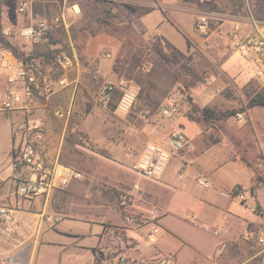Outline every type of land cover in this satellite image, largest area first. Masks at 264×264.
I'll return each mask as SVG.
<instances>
[{
	"label": "rangeland",
	"instance_id": "obj_1",
	"mask_svg": "<svg viewBox=\"0 0 264 264\" xmlns=\"http://www.w3.org/2000/svg\"><path fill=\"white\" fill-rule=\"evenodd\" d=\"M102 1L71 0L79 3L83 15L71 20L69 31L60 28L38 43L16 36L11 38L27 46H35L39 53L43 54L37 57L36 61L40 73L48 81H55L61 75L53 58L58 48L73 45L78 63L68 74L69 85L59 92L49 98L36 95L27 102V107L21 109L0 111V154H10L13 145L34 137L35 131L32 126L39 125L44 132L43 141L40 143L42 156L50 161L59 158L62 163L85 173L84 180L74 181L68 187L75 185L79 190H83L79 193L90 202L115 207L122 219L129 216L135 220L134 215L137 213L128 209L138 196L137 198L145 202L150 209L147 210L146 220L150 222L151 209L155 206L139 195L141 189L139 193H135L127 208L120 204L121 194L129 190L132 184L138 183L141 187L142 184L151 182L130 171L128 150L130 148L140 150L155 133L168 136L176 129L177 118H188L192 112L189 98L195 102L194 96L206 87H213V101L209 106L219 110L245 108L250 93L258 92L264 87V82L258 81L252 75L244 80L234 79L239 75L253 74L254 63L234 52L222 64L225 56H222L223 53L217 44L211 39H205L211 30L218 28L221 21L211 20L209 32L200 35L201 38L197 41L168 20L163 11L176 7L185 8L187 11L200 9L201 13L204 12L202 15L209 12L205 10L237 12L245 17L253 16L264 21V0H205L203 3L197 0H104L106 1L104 3ZM32 2V7L39 14L36 18L57 14L63 5L62 0ZM43 2H46V6ZM113 3L115 7L111 15L109 17L104 15L102 12L104 6L107 4L112 6ZM8 4L10 22H15L18 15L17 11H14V6L17 9L18 5L12 2ZM128 5L135 6L137 12H133ZM152 10L156 11L147 17V27L149 29L157 27L160 34L148 33L142 22V16ZM21 17L23 18L21 24H12L10 27L16 28L28 22L27 14ZM5 25L6 23L0 24V28H4ZM187 30L189 31V28ZM219 31L217 41L226 52L227 49L231 51L227 37L230 30L220 28ZM166 41L177 46L185 55L193 53L191 64L205 78L194 89H188L186 86V81L190 78L178 67L176 60L168 61L163 58V54L170 55L172 51ZM203 42H206V45ZM191 44L197 47L194 51H191ZM106 57H112L110 65L113 63L111 71L114 75L110 77L127 78L139 88L138 102L127 115L115 113L113 104L105 105L101 101V90L107 79L102 59ZM145 66L150 67V70L145 69ZM220 67L227 76L234 79L232 85L216 84L212 76H220ZM209 79L214 82L209 83ZM219 79L224 80V77L220 76ZM164 102L178 105L179 114L173 117L162 116L159 108ZM58 107L63 109V117L56 114ZM146 111L149 113L144 117ZM193 115L196 116L195 113ZM196 122L200 124L202 131H199L194 140L195 149L192 153L215 154L210 157L206 166L209 169H216L217 165L221 164L215 173L222 186L221 190H231L233 183H245L250 184L251 189L262 187L261 196H264V107L246 109L240 116L236 114L214 123ZM12 124H16L13 126V142ZM228 154H231L235 161L229 160ZM248 194L249 199L245 205L249 207L253 204L254 198L250 192ZM222 198L227 202L232 199ZM233 202L235 207L240 204L235 200ZM172 208L177 209L173 206ZM191 208L195 209L194 206L188 209ZM262 210V206L256 201V211L259 213ZM199 212L204 220L194 225L190 222L194 220L192 213L188 215L183 212L179 214L180 216L177 213H169L166 220L176 231L190 236L201 235V238L211 243L225 241L223 239L225 234L239 239L247 233L245 225L237 221L231 220L225 226L221 221L224 214L217 208L203 207ZM213 218L217 220L216 224H212ZM152 222L145 228L147 231L155 226L156 222ZM215 226L219 230L218 235L214 234ZM108 227L118 226L109 224ZM256 231L257 234L264 233L263 215ZM122 251L120 248L113 253V257ZM249 252L256 253L257 257L248 264H264V252L255 241L250 244Z\"/></svg>",
	"mask_w": 264,
	"mask_h": 264
},
{
	"label": "crops",
	"instance_id": "obj_2",
	"mask_svg": "<svg viewBox=\"0 0 264 264\" xmlns=\"http://www.w3.org/2000/svg\"><path fill=\"white\" fill-rule=\"evenodd\" d=\"M19 1L0 0V24L6 23L3 27L21 24L23 18L18 12V8L16 9L14 6V11H17L18 15L15 17V22H10L8 10V2L18 5ZM43 3L46 6V2ZM155 11H148L142 16V22L148 33L158 32L157 27L154 29L147 27L146 19ZM205 11L211 12L212 10ZM163 12L168 20L184 30L188 36L194 37L193 39L197 41L200 40L202 34L195 31L194 24L195 18L204 12L201 13L202 11L196 8L187 11L185 8L176 7ZM38 15V12L32 7V11L27 15L28 21L29 18L35 19ZM247 18L234 12L230 14L229 18L219 20L221 22L218 28L207 34L205 39L214 41L223 53L222 56H225L222 64L235 51L231 48L230 43L231 51L227 49L226 52L222 49L221 44L217 41L219 29L227 28V31L236 30L240 33L251 32L252 25ZM158 34L160 33L158 32ZM10 41L27 54L34 51L39 53L35 46H27L12 39ZM203 44L206 45V42ZM191 47V51L197 48L193 44ZM41 56L43 55L41 54ZM249 61L253 62L255 66L253 74L239 75L234 79L244 80L250 75L255 78L257 65L255 61ZM111 62L112 57L102 59L106 78L114 75L111 71L113 64L110 65ZM14 69V61L10 60L8 63L0 60L1 84ZM220 76H223L224 80L220 81ZM220 76H212L217 85H232L231 82L234 79L227 76L221 67ZM212 91L213 87L211 86L200 92L197 91L198 93L196 92L197 94L194 96L195 103L202 107L210 105L213 101ZM176 121L178 123L176 129L181 128L190 142L195 145L194 140L199 131H202L200 124L187 117H179ZM15 125L12 124V142L13 126ZM166 137L167 135L155 133L149 141H161ZM214 155L193 154L191 151H185L171 159L160 180L142 184L141 192L138 193L155 206L151 209V216H158L155 222L160 227V231L156 234L158 236H154L150 234L151 230L145 229L152 221L154 222L151 218L150 222H146L147 212L150 209L145 202L137 198L138 196L135 197L128 209L130 212L137 213L134 215L135 220L129 222L122 219L120 212L115 207L103 205L105 203L90 202L87 197L79 193L83 190H79L75 185L57 189L47 196L24 197L15 194V183L12 180L10 168L11 154H0V175L4 178V183L0 188V205L10 208L13 214V219L9 222L0 219V264H121L118 260L121 255L129 257L128 264H154L156 260L168 256L172 258V264H248L257 256L256 253L249 252V246L255 240H248L245 237L249 233L257 234L256 229L261 223L262 215L264 216V196H261L263 188L259 186L251 189L254 201L249 207L245 205L248 200L240 203L237 207L233 206L235 199L232 197L231 201L227 202L222 197L229 198L230 196L222 193L225 191L221 190L220 181L215 176L217 168L221 164L219 163L216 169H209L206 166L207 161ZM228 155L229 160L235 161L231 154ZM180 171H183L182 178H178ZM198 171H206L212 175L210 176L214 181L213 188L203 189L196 185L194 178ZM235 184L237 183H233V186ZM248 186L251 188L250 184ZM256 201L263 209L259 213L256 211ZM166 203L168 204L165 206ZM191 206H194L195 209H188ZM203 207L219 209L224 214L221 221L225 226L231 220L237 221L245 225L247 233L239 239L231 238L229 234H225L223 237L225 241L211 243L201 238V235L190 236L176 231L173 225L166 220V215L169 213L178 215L183 212L188 215L192 213L194 220H190V222L194 225L196 222L204 220L200 217L202 215L199 212V209ZM211 221L212 224L217 223L214 218ZM109 224L118 227L109 228ZM215 229L217 230V227ZM120 248L123 251L113 257V253H116Z\"/></svg>",
	"mask_w": 264,
	"mask_h": 264
},
{
	"label": "built area",
	"instance_id": "obj_3",
	"mask_svg": "<svg viewBox=\"0 0 264 264\" xmlns=\"http://www.w3.org/2000/svg\"><path fill=\"white\" fill-rule=\"evenodd\" d=\"M177 1V0H173ZM203 3L205 0H197ZM32 0H20L18 2V12L25 15L32 11ZM62 7L59 13L49 17L29 18V21L16 28H0L2 33L8 39L12 37L25 38L32 42H41L50 34L63 28L69 31L72 19L82 17L83 10L79 3L71 0H62ZM232 13H225L216 10L200 15L195 21V31L201 34H207L210 30L211 20H221L230 17ZM252 25V31L240 33L236 30L227 33L231 48L241 56L255 61L257 69L255 78L264 82V21L253 16L247 18ZM0 60L14 61L15 69L9 73L3 84L0 83V111H10L27 107L28 101L34 96H43L49 98L51 95L59 92L69 85L68 74L78 63L74 46L68 48H58L54 54V62L57 70L61 73L55 81H48L42 76L37 64V58L33 60H20L13 51L0 43ZM148 71L150 67L145 66ZM211 83V79L208 80ZM139 88L131 80L113 76L105 80L101 90V101L105 105L114 106L115 113L119 115L129 114L138 102ZM160 113L164 117H173L179 114L178 105L171 102L161 104ZM149 111L144 113L148 116ZM56 114L64 116L61 107L56 109ZM240 116V113H238ZM35 136L12 146L10 168L12 180L15 183V194L24 197L47 196L57 189H65L74 181L85 179V173L75 169L67 164L62 163L59 159L50 161L42 156L40 143L43 141L44 132L39 125L32 126ZM195 149L184 131L179 128L173 130L165 139L161 141H147L140 150H128L130 160L129 168L133 174L140 175L150 181H158L162 178L170 160L174 156H179L185 151ZM183 177V171L178 172V178ZM194 181L196 185L203 189L214 187L213 178L206 171H198ZM4 183V178L0 175V188ZM141 189L138 183L132 184V187L121 194L120 204L127 208L136 192ZM251 188L244 183L235 184L231 190L222 192L240 203L248 200V193ZM158 216H152V220H157ZM0 219L9 222L13 219L10 208L0 205ZM131 221L132 217H126ZM160 227L156 224L151 230L152 235L158 234ZM214 233L218 235L219 230L215 229ZM248 240H255L264 252V233H249L245 237ZM130 261L126 255L119 257L121 264H128ZM154 264H172L171 257H163L155 261Z\"/></svg>",
	"mask_w": 264,
	"mask_h": 264
},
{
	"label": "trees",
	"instance_id": "obj_4",
	"mask_svg": "<svg viewBox=\"0 0 264 264\" xmlns=\"http://www.w3.org/2000/svg\"><path fill=\"white\" fill-rule=\"evenodd\" d=\"M102 2L104 3L106 1L103 0ZM113 7H115L114 3L112 4V6L107 4L104 6L102 12L104 13V15L109 17L111 15ZM128 7L133 12H137V8L135 6L128 5ZM0 43H3L5 46L10 48L13 51L14 55L20 60H33L41 55L37 51L30 52L27 54L18 46L13 45L10 39L5 37L2 33H0ZM166 43L167 46L172 49V51L170 55L163 54V58L168 61H171V59L172 61L176 60V64L178 65V67L185 72V75L187 77L190 78L189 81H186V86L188 87V89H194L196 85L200 82H203L205 78L192 66L191 62L193 60V54L185 55L182 51L177 49L169 41H166ZM189 103L191 105L192 112L189 114L188 119L193 121H204L206 123H214L215 121L235 116L238 113L244 112L246 109H251L256 106L264 107V87L258 92L250 93L245 108H242L241 110H219L209 105L201 107L197 103L193 102L191 98H189ZM193 113H195L196 116H194Z\"/></svg>",
	"mask_w": 264,
	"mask_h": 264
}]
</instances>
